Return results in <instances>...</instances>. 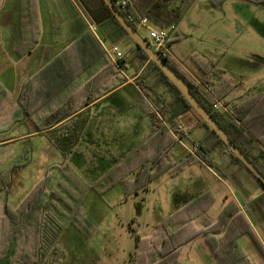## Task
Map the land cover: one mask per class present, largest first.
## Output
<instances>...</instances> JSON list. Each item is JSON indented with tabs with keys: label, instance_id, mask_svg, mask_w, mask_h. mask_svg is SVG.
Returning a JSON list of instances; mask_svg holds the SVG:
<instances>
[{
	"label": "trees",
	"instance_id": "16d2710c",
	"mask_svg": "<svg viewBox=\"0 0 264 264\" xmlns=\"http://www.w3.org/2000/svg\"><path fill=\"white\" fill-rule=\"evenodd\" d=\"M175 1L129 0L125 9L118 8V10L128 23L138 31L139 21L145 17L159 26L178 24L182 15ZM222 1L210 0L213 6H218ZM246 1L264 5V0ZM78 2L94 23L101 24L111 20L118 27L120 36L129 40L125 54L136 51L135 60L141 61L139 68L144 65L145 67L139 74L136 83H129L124 87V94L127 96L131 94L134 102L143 101L144 97H147L150 101L149 111L152 113L153 107L157 112V115L152 113L148 133L141 141L133 144L128 152L124 151L121 155L113 157L112 160H103L105 172L102 176L104 183L107 186L118 181L128 183L124 179L125 176L137 171L138 174H143L131 182L129 190V192H137L156 174L171 167H175L176 171L181 170L182 164L178 163L174 166L173 162L179 160L188 163L192 161L194 156L173 138L171 132L174 130L180 133V137H183L185 135L184 130L177 124L176 117L183 112H192L200 125L206 129V136L198 141L199 147L196 150V156L209 161V153L219 144L223 145L232 160L240 165L264 191V184L259 178L228 149L222 139L196 113L190 103L157 65L147 57L146 53L127 37L126 31L117 22L104 0H78ZM129 16H133L135 21H131ZM19 28L21 35L16 52L19 56H24L31 51L40 34L37 0H19ZM88 39H93L97 43L98 49L102 50L103 47L91 30H88L72 44L77 45L80 41L86 44ZM169 41L171 39L167 40V45ZM153 49L160 53L165 61L187 82L191 93L199 103L264 175L262 163L264 154L258 146L261 144L264 147V96L261 97V105H255L252 102L247 107L236 106L232 116L220 113L213 109L215 103L213 97L224 99L236 85L225 79L224 69L218 67L214 61L195 58L194 62L201 73L200 80L195 81L169 54ZM62 53L65 54L58 55L24 83L20 97L16 102L13 101L12 96L0 82L2 93L5 94V97L0 100V124L7 120L13 122L23 113H30L27 104L32 102L33 97L41 96L43 92L49 95L44 99V104L48 105L47 108L54 106L52 104L53 98H55L53 102L62 101V104L68 103L72 107L62 115H57V111L49 110L48 115L41 119L44 121V125L35 122L37 130L42 131L53 128L63 121H70V123H66L57 129L59 132L57 134L58 148L65 159L60 167L62 180L59 181V189L52 191L53 197L48 206L45 203L46 189L53 186L50 175L40 180L16 208L10 207L8 203L4 204L0 216V264H45L48 256L55 251L58 239L66 226L71 224L81 229L84 222L87 221L81 207L82 196L85 190L95 185L89 183L81 173L80 169H86V159L83 152L75 149L85 122L81 118L80 110L91 104L93 98L98 94L101 96L110 91H107V88H103L101 92L99 90L110 78H117L119 85L126 83V80L119 81L118 69L108 60L104 48L103 59L99 63L95 57V62L92 59L91 64L94 63L96 66L95 71L92 72H89L91 64L86 63V57L76 61L72 56H69V52L65 49ZM62 68L66 69L63 70ZM86 69L89 71H87L86 77L82 79L81 75ZM153 72H156L161 80L170 86L175 94L174 101L167 102L165 101L166 98L159 93L154 94L149 91L151 86L147 82V78ZM53 79H55L54 83ZM51 89L54 91L51 92ZM124 94L119 93L114 97V102L120 111H126L132 106V103L126 101ZM27 161L23 163H27ZM213 162L210 164L215 166ZM14 164L15 166L21 165L18 161ZM15 166L7 169L3 178L10 179V171ZM146 172L147 177H144ZM208 196L211 197L210 200ZM212 202L213 198L210 192L206 191L189 201L187 200V204L177 208L168 217L157 222L152 235L147 238L145 244H142L141 236L137 235L136 256L139 259H133L135 264L154 262L157 264H176L179 247L182 244L200 232L206 234L222 233L224 229L225 231L221 236H207L206 238L218 258L214 264H254L239 242L240 235L249 234L253 236V230L244 214L240 212V207L234 199L229 200L224 205L218 214L217 221L210 222L208 220L204 222L203 228H193V219L198 214L205 212ZM230 218H232L231 222L227 224ZM141 254L145 257L140 258Z\"/></svg>",
	"mask_w": 264,
	"mask_h": 264
},
{
	"label": "rangeland",
	"instance_id": "374dc122",
	"mask_svg": "<svg viewBox=\"0 0 264 264\" xmlns=\"http://www.w3.org/2000/svg\"><path fill=\"white\" fill-rule=\"evenodd\" d=\"M175 4L182 15L179 27L180 37L169 41V52L188 65H193L195 58L214 61L218 67L227 71L225 76L227 81L236 84L235 87L238 84V88L231 89L232 93L227 98L230 101H226L229 92L222 100L213 97L214 102L219 101L222 104L223 108L221 107L218 112L232 116L236 106L247 107L252 102L255 105L260 104L261 97L264 96V5L246 0H223L218 6H213L210 0H176ZM138 31L149 40V31L146 27L139 26ZM127 41L129 40L125 39L119 43L124 52L127 51ZM108 45H110L109 42ZM151 46L155 48L152 42ZM125 56L126 62L130 63L128 54ZM1 59L5 60V57H0V61ZM25 61L27 60H24L27 64L28 62ZM46 64L33 72H28L30 64L23 68L17 66L19 70L15 74L13 83L0 80L14 102L20 97L24 83L42 70ZM132 64L135 65L133 62ZM0 68L5 70L6 63L0 62ZM137 73L136 66L119 69V81L130 79L136 83L139 77ZM150 75L152 77L147 78V82L152 85L149 88L150 92L159 93L166 98L167 102L175 99L170 86L164 83L156 72ZM191 77L197 81L193 76ZM54 81L55 79L53 83ZM52 91L54 90L51 89ZM4 95L0 87V100L5 97ZM48 96L43 92L41 96L33 97L32 102L27 104L30 113H23L13 122L3 120L4 122L0 124V216L5 203L16 208L30 190L47 175L51 176L53 186L46 189V206L53 197L52 191L59 189L58 184L62 180L60 167L65 159L58 148L57 129L70 121H63L61 125L59 124L60 126L42 131L37 130L35 122L44 125L41 119L48 115L49 110L57 111V115H62L72 107L68 103L62 104V101L53 102L55 99L53 98L50 100L54 106L47 108L48 105L44 104V99ZM128 97L125 98L133 103L132 95ZM239 98L242 100L236 102ZM149 106L150 101L145 97L141 103L129 107L123 116L116 118L117 120H104V131L96 128L98 120L87 119L88 114L80 112L81 118L86 121L75 149L83 152L86 159L87 170L80 169L81 173L89 183L95 185L85 190L82 196L81 207L87 221L81 229L71 224L66 226L58 239L55 251L48 256L45 264H135L133 259H139L136 256V236L140 235L143 239L142 244H145L157 222L168 217L177 204H184L187 198L192 196L191 194L200 192L206 186L213 190L216 201L204 216L210 222L217 221L225 188L197 162L189 168L191 170L185 172L176 171L175 167L164 170L151 177L137 192H129L131 182L143 174H138L137 171L125 176L124 179L128 183L118 181L111 186L104 183L103 160H112L113 157L121 155L147 135L151 115L152 113L157 115L153 107V112L149 111ZM137 110L144 112L145 118L135 119L133 127L131 122L134 123L132 118L133 115H137L135 112ZM188 113L192 114V112ZM192 116L197 119L193 114ZM115 123L119 127L117 131L110 128ZM61 131L64 130L61 129ZM171 133L173 138L183 146L181 140L187 137L186 131L184 130L183 137L174 130ZM184 140L191 150L195 149L194 157L196 158L193 157L192 161H202L213 168L217 174L221 172L222 169L214 161L212 154H209V161L200 156L197 157L198 147H194V142ZM258 146L264 154V147L261 144ZM217 147L226 149L221 144ZM215 156H218L215 158H221L217 154ZM262 160L264 161V157ZM17 161L20 164L25 161L27 163L15 166L14 163ZM210 162L215 163V166ZM11 166L15 167L10 171V179L3 178L6 170ZM239 167L242 168L240 165ZM176 172L178 173L174 174ZM146 174L147 172L144 177H147ZM195 218L192 223L202 227L201 221L205 218ZM29 235L32 234L29 233ZM246 237L249 236L246 234ZM198 241L207 248L203 240L198 239ZM253 251L256 253L257 249L254 248ZM142 257L145 256L141 254L140 258ZM180 264L195 263L184 259Z\"/></svg>",
	"mask_w": 264,
	"mask_h": 264
},
{
	"label": "crops",
	"instance_id": "0c3cea01",
	"mask_svg": "<svg viewBox=\"0 0 264 264\" xmlns=\"http://www.w3.org/2000/svg\"><path fill=\"white\" fill-rule=\"evenodd\" d=\"M37 6L40 22V34L38 41L34 44L30 52H28L24 56H19L16 52L21 35L19 28V0H0V57H5V60L1 59L0 62L2 64L6 63L5 70L0 68V71H2L0 73V80L2 82L13 83L15 81V74L19 70L17 69V66L23 68L25 67V65L30 64L28 65V72H33L36 68L41 67L45 63H49L50 61L55 59L58 55L65 54L62 53L64 49L65 51L69 52V56H72L76 61H80L83 57H86V63L91 64L92 59L95 62V57V59L99 63L103 59V48L106 52V50L110 48V45L120 43L121 41H125L126 39L120 36L119 29L113 21L109 20L101 24L94 23L88 16L86 11L84 9L82 10L83 7L80 5L78 0H37ZM180 22L178 24H175V30L170 33L169 39L174 40L180 37ZM88 30L92 31L97 41L103 47L102 50L100 48L98 49L97 43L93 41V39H88L86 44L82 41H80V43L77 45L72 44ZM108 42L110 45H108ZM128 46L129 43L127 41V47ZM169 47L170 46H168L166 53L169 54L174 60H176L179 65L183 67L191 76L199 81L201 73L196 63L193 62V65H188L181 62L174 55H172L171 52H169ZM136 55V51L128 53L130 63L126 62L127 65L125 67L129 69L130 66H132L133 68L134 66H136L138 71L137 75H139L144 69L145 65L139 68V64L141 63V61L135 60ZM107 58L108 60H110L109 57ZM24 60H27L25 62L28 63L25 64ZM110 62L114 64L111 60ZM132 62L135 63V65H133ZM114 66L117 67L115 64ZM62 69L65 70L66 68ZM95 69L96 66H94V63H92L90 71L86 69L84 74L81 75L82 79L86 77L87 71L92 72L95 71ZM226 73L227 71L225 70V74ZM151 77L152 76L150 75L148 78ZM133 79H135V77H133ZM129 83L134 84L132 80L127 79L126 83L119 85L117 78H110L99 88L100 92L103 88H107L106 90L110 91L107 94L101 96L100 94H98V96L93 98L92 103L84 107L82 110H80V112H85L86 115L88 114L87 119L98 120L99 123L96 125V128L100 131H104V120H117L116 118H118L120 115L123 116V114L127 112L128 109L126 111L119 110L118 106H116L114 102V97H116L119 93L124 94V87ZM150 86L152 85L150 84ZM236 88H238V84L234 89ZM231 93L232 90L227 95L226 101H230L227 98ZM124 96L126 98H129L125 94ZM143 100H145V97ZM240 100L242 99L239 98L236 102ZM126 101L128 103H131L128 99H126ZM172 101H174V99ZM141 102V100H139V102L133 101L132 106H136L137 103ZM135 112H137V115H133L132 118L134 123L131 122V125H133V127L135 125V119L145 118L144 112H140V110H137ZM84 120L86 121V119ZM176 122L177 124L182 125V129L186 131L187 137L184 138L186 139V142L190 141L191 143H198L199 140H202L206 136V129L202 127L199 121L188 112L179 114L176 117ZM110 128H114L115 131H117L119 127L115 123V125H111ZM184 139L181 140L184 148L189 150L188 152H190L194 156L195 152L192 153L191 149L184 142ZM129 150H127V152ZM209 154H212L214 161H216L219 167L222 169V174L221 172H219L218 175L217 172L213 170V168L198 160L188 163L176 160L173 163L174 166L178 163L182 164V169L179 170L180 172L191 170L189 168H192L191 166L193 164L199 163L202 166L201 168H204L209 174L213 175L218 183L224 186L225 192L222 195L220 211L224 207V205L228 203L229 200L234 199L237 202L240 207V212L243 213L248 220L254 234L253 236L247 234V236L249 237H246V234L240 235L239 242L254 264H264V191L256 183V181H254V179H252L242 168L239 167L237 163L231 160L226 149L215 147ZM215 154L219 155L221 158H215L218 157L215 156ZM262 163L264 167V161H262ZM177 173L178 172L174 174ZM191 178L192 177H190V179ZM206 191L210 192L213 198V202L208 206L205 212L198 214L196 218H205L204 215L209 211V209L216 201L215 193L211 188H209V186H206V188L200 190V192L191 194L192 196L190 198H187V200L189 201ZM208 199L210 200L211 197L208 196ZM187 200L184 204H177L174 210L187 204ZM231 219L232 218L228 220L227 224L231 222ZM205 221H208V219H202V227L197 226L195 223H193V226L196 225L193 228H203ZM223 232H212L209 234H206L204 232L198 233L196 236L179 247L176 264L182 263V260L184 259L193 261V263L195 264H214L218 258L207 242L206 238L207 236L219 237L223 234ZM198 239L203 240L206 243L207 248L203 247V245L199 243ZM254 248L257 249L256 253L253 251ZM151 264H157V262Z\"/></svg>",
	"mask_w": 264,
	"mask_h": 264
},
{
	"label": "water",
	"instance_id": "95a60500",
	"mask_svg": "<svg viewBox=\"0 0 264 264\" xmlns=\"http://www.w3.org/2000/svg\"><path fill=\"white\" fill-rule=\"evenodd\" d=\"M105 4L111 10L117 22L126 31L129 37L135 44H137L153 61L169 81L179 90L182 96L190 103L196 113L211 127L212 130L222 139L227 145L228 149L243 162L249 169L259 178L264 184L263 173L255 166V164L240 150V148L230 139L224 129L214 120L212 115L199 103L197 98L191 93L187 82L165 61L162 55L156 52L150 41L143 37L137 30H135L125 19V17L118 10L112 0H104Z\"/></svg>",
	"mask_w": 264,
	"mask_h": 264
},
{
	"label": "built area",
	"instance_id": "2783aa9c",
	"mask_svg": "<svg viewBox=\"0 0 264 264\" xmlns=\"http://www.w3.org/2000/svg\"><path fill=\"white\" fill-rule=\"evenodd\" d=\"M117 8L125 9L128 5L129 0H112ZM131 21H135L133 16H129ZM139 26H144L149 31V41L154 43L155 49L160 50L166 53L167 50V40L170 38V33L175 30V24L169 26H156L148 18H142L139 21ZM150 42V43H151ZM106 54L109 59L118 67V69H123L126 64V54L120 47L119 43L112 45L106 50ZM222 107V104L219 101H216L213 104V109L218 111ZM223 108V107H222ZM194 147H199V143L194 142ZM192 153L195 152V149L191 150Z\"/></svg>",
	"mask_w": 264,
	"mask_h": 264
}]
</instances>
